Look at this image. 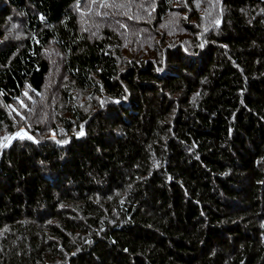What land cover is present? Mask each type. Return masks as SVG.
Wrapping results in <instances>:
<instances>
[{
    "label": "trees",
    "instance_id": "trees-1",
    "mask_svg": "<svg viewBox=\"0 0 264 264\" xmlns=\"http://www.w3.org/2000/svg\"><path fill=\"white\" fill-rule=\"evenodd\" d=\"M0 41V135H49L0 264H264V0H0Z\"/></svg>",
    "mask_w": 264,
    "mask_h": 264
},
{
    "label": "rangeland",
    "instance_id": "rangeland-1",
    "mask_svg": "<svg viewBox=\"0 0 264 264\" xmlns=\"http://www.w3.org/2000/svg\"><path fill=\"white\" fill-rule=\"evenodd\" d=\"M9 21H10V23L5 25L4 26L5 28H3V30H2L6 34V37H7V34L9 35V37L13 36V34L16 33V31H17V24L14 23V20L11 21V19H9ZM0 43H1V41H0ZM52 85L57 86V82H54ZM39 105H40V103H37L36 105L33 106L35 113H37ZM27 109H30V108H27ZM18 112H20V114H21V111H18ZM36 132H37V134L41 133L39 135V137H37L34 133L30 132L26 127L20 128L19 130H17L13 134H9V133L1 134L0 139H1L2 145H1L0 156L3 154L5 149L8 148L9 146H11L13 144V142L17 139L18 140H24V139L27 140L28 139V140H31L34 142H37L39 140L41 142V140H44L46 137L49 136L48 133H42L39 131H36ZM28 137H31V139H29ZM51 138H55L54 133L51 135Z\"/></svg>",
    "mask_w": 264,
    "mask_h": 264
},
{
    "label": "snow or ice",
    "instance_id": "snow-or-ice-1",
    "mask_svg": "<svg viewBox=\"0 0 264 264\" xmlns=\"http://www.w3.org/2000/svg\"><path fill=\"white\" fill-rule=\"evenodd\" d=\"M82 134V133H81ZM29 139H31V137H28Z\"/></svg>",
    "mask_w": 264,
    "mask_h": 264
}]
</instances>
